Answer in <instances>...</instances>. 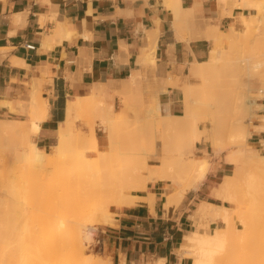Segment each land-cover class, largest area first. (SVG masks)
<instances>
[{
    "label": "crops",
    "instance_id": "0c3cea01",
    "mask_svg": "<svg viewBox=\"0 0 264 264\" xmlns=\"http://www.w3.org/2000/svg\"><path fill=\"white\" fill-rule=\"evenodd\" d=\"M238 2L202 0L198 15L202 11L200 19L220 29L236 28L242 15L254 9ZM150 30L156 38L154 62L145 56L151 47ZM184 35L183 40L177 36L164 0H0V101L5 102L0 113L26 116L32 92L40 89L48 114L36 136L46 144L58 136L70 98L79 102L73 119L84 99L90 102L94 92L116 99L133 75L137 80L131 92L141 91L142 98L150 93L155 103L160 95L166 101L163 109L180 113L176 107L181 91L169 81L186 83L190 62L208 58L211 50L207 38L188 41V32ZM28 43L36 49H28ZM8 102L24 112H11ZM249 138L264 145V131ZM230 165L214 158L199 187L189 189L176 205L166 206L173 189L165 179L135 191L138 198L116 208L113 223L100 230L105 256L113 264H155L159 258L166 264H190L191 258L180 250L195 223L197 206L192 203L223 204L209 191L229 175Z\"/></svg>",
    "mask_w": 264,
    "mask_h": 264
},
{
    "label": "rangeland",
    "instance_id": "374dc122",
    "mask_svg": "<svg viewBox=\"0 0 264 264\" xmlns=\"http://www.w3.org/2000/svg\"><path fill=\"white\" fill-rule=\"evenodd\" d=\"M168 1L170 0H164L165 6L167 7H168ZM237 4L241 6L248 5L254 7V9L251 12H248L246 15L244 14L242 15L241 23L238 26H236V30L243 31L246 28L245 22H249L250 23L249 37L246 41H243L241 44L237 45L236 48L234 47L235 50L233 52L231 49H229L230 47L229 43H227L225 39L224 42L222 41L216 42L214 40H210L211 48H213L214 46L217 48L219 52H222L224 50L225 54L223 56L225 57L221 58L220 61H218L217 65L215 66H213L212 63H209L212 64V66L210 65L207 68L205 65L206 63L204 64L205 66L202 65V69L205 68L203 69L204 71H206V69L210 71H213L215 69L213 73L211 72L212 74L210 73L208 75V78L206 77L207 75L200 77L196 73L192 74L190 72L186 82H191L193 84H196L197 86H201L202 85L201 82L205 83L206 80H203L205 77L207 78L208 81V82L206 81V83H209L210 80L212 81V83H209L212 88L220 87L221 84L223 83L219 85L217 84V86H215L216 85L215 83H220V81L222 82L224 76L223 73L224 72L226 73L227 70H228V75L226 79L228 81L223 79L224 82L226 81L225 83H227L225 85L223 84L224 86H227V89L224 88V86L222 85L220 88H224L223 90L218 88L221 92L219 90L216 91L217 89H213L214 91H212L211 87L210 88L208 87L210 90L207 88L208 89L207 92L206 90H204L207 87L206 84V87L204 86L203 90H200L202 92L204 91V93L202 92L201 94H196L197 92L195 93L196 94L195 99L199 100L197 101L198 104L196 103L197 117L200 118L198 121L199 127L205 128L204 131L200 132L201 136H203V140L201 142L199 141L197 143H194V145L190 148L185 146L182 147L184 156L187 160L199 159L201 157L207 158L210 162L208 171L212 169V161L214 160V158H217L220 161L229 162L231 164L230 165L231 169L228 170L227 172L229 173V176L232 175V177L237 176L235 174L236 164H237L236 161L240 158V157L237 158V156H239L240 154L237 153L238 151L236 150V148H239L240 144L242 145L243 142L241 143L238 140H240L243 137V135L245 140L244 139L241 140L246 142L247 146H250L248 148H253V149L257 148L256 151L254 152L259 154H264V145L260 146L256 143H252L249 141L252 140L249 137H251V135L254 132L263 134L264 131L263 130L264 124H262L263 123L262 119L264 118L263 117L264 116V58H263L264 57L263 55L264 54V0H250L249 3L238 2ZM170 17H172L171 14ZM221 29H222L220 30V34L222 33L221 36L222 37L227 36L229 32L226 33L224 31H228L229 27H222ZM186 31H187L186 29H183V34ZM216 44L218 45L222 44V45L218 46ZM151 46H152V42H151ZM227 49H229V51L231 50L230 54L232 53V55H237V57L239 56L237 60L240 59L243 60L241 62L242 64L241 67L247 66V69L246 68L241 69L237 67L236 65L237 60L235 62L236 64L234 65V67L233 66L231 67V64L234 59H232L230 65H227L229 61L225 63V60H230V57L232 58L231 55L230 57H227L229 55V52H227L228 53L227 54L225 51ZM148 50H149L148 52L151 51L150 48ZM211 55H209L208 58L203 60L208 61ZM145 56L147 55L145 54ZM147 59L150 61L152 60L150 57ZM193 61H195V59H193L191 62ZM220 64H223V66L225 64L226 65L224 68L222 67L223 69L220 68L219 70H217L218 72L221 73L217 75L218 72L216 71L217 69L216 67L219 68L220 66H222ZM249 66L252 69L249 68ZM213 67L215 68L213 69ZM230 67L232 70L230 69ZM226 68L229 69L226 70ZM231 74L235 76H232ZM239 78L241 81L240 80L238 81ZM213 79L215 80L219 79V81L218 80L215 81ZM240 83L242 84V86L240 85ZM172 86L178 87L179 90L181 91V94H179L178 96L180 101H178V105L176 107L177 108L176 111L181 113V111L184 109L183 84L178 85L177 83L176 85L174 83L172 84ZM233 88L235 92L234 90H232ZM239 89L240 91H238ZM224 90L225 91L229 90V91L225 92ZM243 90L247 91V93L244 92ZM209 91L212 92L210 93ZM215 92H217L218 97L222 96L225 99L222 98V100H220L221 98L219 99L218 97L215 96L216 94ZM219 92L220 94L221 93L222 94L218 95ZM239 92L243 94L241 95ZM34 93L37 94V97L41 96L40 98L44 99L40 89L35 87L34 91L30 96V101L32 100V96L34 95ZM128 93L130 95L131 94L137 95L138 92H128ZM205 93L208 94L210 93L211 96ZM259 93L261 94L258 95ZM129 94L127 95L129 96ZM206 95H208V97H206ZM243 95H246L247 99ZM127 97L123 96V94H120L119 96L116 97V99L113 98V96L111 99H108L105 95H102L101 100H98L95 104H93L91 101L89 102L88 100L84 99L80 108L74 114L73 129L75 135L77 136H80L83 133L82 136H85L86 134V136L88 135V137H90L91 127L93 126L98 136L97 152L93 153L92 155H87V152L85 151V147L77 146L78 144L76 146L73 145L72 148L74 146L75 148L69 151L60 163L50 165L48 166V168L46 167L36 168V166L33 163H27L21 155L29 150V147L24 142L23 137L25 133L23 134V132H26L30 128L29 126L31 125V121L34 118V116H36V114H34L33 112L34 108L32 107H31L32 109L30 108V105H32V103H30V101L27 102L26 106L28 109V113L25 112L26 116L13 117L11 115H8L7 113H0V162L2 164V165L0 164V179L2 180V181L0 180L1 183L0 184V261L5 262L6 259H13L15 264H21L22 260H25V258L29 254L31 255V253H29L30 250L29 242L34 238L44 239L46 242H49V245L52 244L51 252H49L47 256V260L50 263H55L59 259L61 258L63 259L64 257L69 256L66 254L69 253L68 251L72 250L73 246L70 245L66 247L67 248L66 250H63L56 243L58 242V238L61 233V228L64 229L65 227L63 226V224L65 225L67 222L71 220L79 221V219L82 218L85 220V218L87 217L85 215H88L87 213L90 211V209L96 206V200L100 201L104 197V195H106L107 193L109 194V191H111L107 188V186L109 187L110 185L108 183L111 182L112 185H117V186L119 185V187L120 186L122 187L123 185V187H125L124 186L125 182L129 178H131V181L132 179L135 178V176H131L130 173L131 172L133 173L134 168H136L137 165L139 166L141 162L144 163L146 160L149 162L151 167L156 166L155 164L157 163V159H159V156L161 154V142H159L160 141L159 139L157 146L154 148V145L152 144L154 133L159 129L157 126L158 125L157 113L154 110L155 102L149 100L150 93L147 94L145 92H144V98H142L141 100L142 103L140 102V100H137L135 97H132V99H128ZM214 97L216 98L214 99ZM240 98L241 101H243V107L240 106L242 104ZM252 101L253 102L256 101V102L253 103ZM235 102L237 106H235ZM102 103L105 106V107L103 106L104 108L102 107ZM258 103L259 105H257ZM245 104L248 105L249 111L246 110L247 107L245 108L246 106ZM218 105H221L222 108H220ZM148 108L151 110H149ZM218 108H220V110L224 112L219 111ZM9 109L11 112H16L19 114L24 112L20 108H15L12 105H10ZM37 109L35 108V111ZM215 109H217L216 112L214 111ZM210 111H213L216 114ZM160 112L162 113L161 109ZM218 112L220 115L218 114ZM214 114L217 117V124H216L217 130L214 129V122L212 117L210 116ZM220 116H223L221 117L222 119L220 118ZM123 117L125 120H123ZM236 117H239V119ZM234 118L238 120L235 121ZM109 119H114V124H113L114 127L110 126V122H108ZM241 123L242 125H239L238 127L236 126V124L238 125ZM261 124L263 125V127H261ZM1 125L5 128L2 129L3 127H1ZM240 126H242L241 129H239ZM110 127L112 128L110 129ZM229 127L231 128L230 130ZM232 127L238 129V131L232 129ZM242 130L244 134L242 133L238 134V132L240 133L242 132ZM233 131L235 132L232 133ZM79 132L80 135L78 134ZM186 133L189 134L192 133V131L188 130ZM231 133L234 134V136L236 137L231 136ZM36 135L33 136V140H35L39 145L44 146L46 150L51 151L50 144L52 142V139L45 144L44 142L38 140ZM86 136L85 138L87 139ZM231 137L232 138L234 137V139H236L240 144L236 145L235 143L237 141H234L235 143L232 142L234 139H232ZM204 138L206 139L204 140ZM89 139H91V137ZM89 139H87L88 142ZM262 143H264V140L262 141ZM235 150L236 152H234ZM231 152L238 154L237 156L231 155L232 158L233 156L235 159L237 158L236 161L233 160V162H231L232 160L230 158ZM239 153H243V152H239ZM151 167L147 168L148 182L160 179L161 176V174L153 170ZM256 167L259 168V166L257 165ZM22 168L25 169L22 170ZM259 169H257L256 171L258 172ZM261 172H259L258 174L255 173V175L256 176L258 175L257 176L258 184L264 185V180H263L264 174L262 175ZM3 175L4 177H2ZM80 175H84L87 178L86 180L88 181H85L87 182V184L83 181V185L81 184L77 187H72V188L66 187V185H69L72 182L74 183L75 180L79 178ZM224 177L226 178L227 176L225 175ZM102 179H105L106 181L105 180L103 181ZM228 179L229 178H226L225 180ZM24 180H27V183H25ZM235 180L236 179H234L233 182ZM68 181H70L71 183ZM131 181L128 180L126 182V185L127 183L129 185L126 186V190L124 189V193L134 191L132 190V188L129 189ZM187 181L188 180L186 181L177 180L176 185L171 187L173 191L169 195H171L174 198L177 197L178 193L180 192H184L185 195L186 192L184 190V187ZM105 182L107 183L105 184ZM24 183L27 185L26 188H28L27 190H25V193H21L18 190L15 191L16 187L19 188L20 185L22 186ZM216 184L217 183H215L214 185ZM92 185L94 186L92 187ZM80 186H82V188ZM94 187L95 188L98 187V188L95 189ZM110 187L113 186L110 185ZM75 188L77 189L75 190ZM243 188L245 187L241 186V190ZM79 190L81 191V193ZM91 190L92 191L95 190V192L94 191L92 192ZM241 190L239 194H241ZM238 191L239 190H237L235 193H237ZM243 191L244 192H242V194L250 190L247 189L246 191L245 190ZM209 192L210 194H212L213 196L219 199L216 201L223 203V204H215L205 201L207 205L208 203H210V206L207 210V214L203 216L202 220L205 227L204 230L209 234L214 233L216 227H224L225 225L223 219L221 217H218L219 207L227 206L228 208L230 207L234 209L236 208L238 212L240 211L241 212L244 211L246 213L248 212L247 213L248 215L249 213L251 214V211L255 209L254 205H253L254 209L250 207L251 202L254 200L253 198L249 200L250 197L249 198L247 197L248 194L247 196L244 195V197L247 198L241 196L242 200L246 199L245 201L247 203L246 202L241 203L242 201L241 199H240L241 201L233 203L227 200H222L221 198L216 196L211 190ZM79 194L80 196H78ZM91 194H94L92 198L91 196L89 197L87 196ZM251 195L249 192V196ZM237 197H238L237 198L238 201L240 196L238 195ZM257 197L259 196L257 195ZM210 199L214 200L213 198ZM255 199L257 200V198ZM134 200H132V202ZM261 201L263 202V200ZM200 202L197 204L195 203V201H193L192 204L198 206ZM258 203H260L259 200ZM122 205L124 204L121 203L120 205L113 203L111 205V209L109 212L110 216L108 217H103L104 215L99 214L98 222H100V224L97 225L98 229L94 232L91 238H88L89 240L84 238L85 240L83 242L84 244L83 246L85 253L87 255L92 254V255H97V257H102L105 256L106 253H108L106 249L99 250V248L95 246V242L97 237L101 236L100 230L103 229L107 224L113 223V219L115 216V209ZM260 205H258V207ZM260 207H264V206H260ZM214 209L216 213L213 212ZM260 209L262 208L256 210H260ZM244 215L243 216L240 215L241 220L238 219V222L240 224V229L244 228V224L242 223L244 221H242V218L244 220L247 217V216L245 217ZM252 215H249L250 219ZM255 216L256 214H254V217ZM83 219L80 220L79 222L84 221ZM102 219L104 221H101ZM250 219L248 221H250ZM194 222L196 223L195 219ZM195 223L192 225V229L195 228ZM62 235L65 237V239H67V241H69L71 237L70 233H66V234L63 233ZM235 235L233 237L234 240L235 237L238 236ZM83 237H85V235ZM237 240L238 239H236L235 241ZM242 244H243L242 241L240 242L241 246L237 244L241 248L240 251L241 253L245 251V249H243L245 248V246L243 245L242 248ZM238 246H236L237 249H240ZM72 251H74V249ZM63 255L66 256L63 257ZM70 257L71 256H69V259ZM190 264H193L192 259H190Z\"/></svg>",
    "mask_w": 264,
    "mask_h": 264
},
{
    "label": "bare ground",
    "instance_id": "6f19581e",
    "mask_svg": "<svg viewBox=\"0 0 264 264\" xmlns=\"http://www.w3.org/2000/svg\"><path fill=\"white\" fill-rule=\"evenodd\" d=\"M186 1H188L187 5L185 4ZM220 1H225V0H220ZM249 1L250 0H240L241 3H249ZM201 3H202V0H170V1H168V7L170 9V14L172 15V17H171L172 26H173L174 30L176 31L177 36H179V38L183 37L185 39V37H184L185 35L183 34V29H186L188 34H189V38H186L188 41L190 38L191 39L194 38V41H195V38H197V37L198 38L199 37L207 38L208 40H214L216 42H221V41L224 42V39H225L226 42L229 43V46L231 47V48L229 47V49H231L232 52L235 50L237 45L241 44L243 41H246L248 39L249 34H250V23L249 22H245L246 28L243 31H238V30H236V28L233 25H230L229 30L224 31L226 33L229 32L228 35L224 36L226 38L222 37L221 36L222 33L220 34V30H222V29H220L217 24L210 23V22H208L209 21L208 19H207L208 21H206L205 19H202L203 17L200 19L202 11L199 13V15H200V17H199L198 8L201 6ZM223 3H225V2H223ZM155 30H156V28H155ZM60 31H62V30H60ZM56 32H58V31H56ZM149 32H150V34H149L150 40L149 41L152 42V46L150 47L151 51L150 52H148L149 50L147 51L146 58L150 57L152 59L151 61L154 62L155 58H156L154 55L155 49H156V38H155V36H153L154 34L153 35L151 34L152 33L151 30ZM154 32L157 33V31H154ZM223 35H225V34H223ZM187 37H188V35H187ZM203 38H201V39H203ZM218 44H220V43H218ZM218 44H216V45H218ZM221 45H218V46H221ZM229 49H227L225 51H226V53L229 52V55L227 57H230V55H231L232 58L230 57V60H225L226 58L223 60H225V63L227 61H229L227 65H230L231 64L230 62H232V59H234L232 64H231V67L232 66L234 67V65L236 64L235 62H236L237 58H239V56L237 57V55H232V53L230 54L231 50L229 51ZM224 54H225L224 50L222 52H219L217 50V48L213 46V48H211V50H210V55H211L210 59H208V61L195 59V61L190 63L191 64L190 65V72L192 74L196 73L200 77L207 75L206 77L208 78V75L211 72L213 73V71L215 70L214 69L215 67H213V69H214V70L212 69L213 71H210L208 69H206V71H204L203 69H205V68L202 69V65H204L206 63L205 64L206 68L210 65L212 66V64H213V66H215V65H217L218 61H220L221 58L225 57V56H223ZM242 61L243 60H241V59L237 60V64H236L237 67H239L241 69L242 68L247 69V66L241 67ZM209 63H212V64H209ZM220 65H222V66H220L219 68L216 67L217 68L216 71L219 70L220 68L223 69L226 64L224 66H223V64H220ZM231 67H230V69H231ZM249 68H251V67L249 66ZM227 69H229V68H226V70ZM219 74H221V73L218 72L217 75H219ZM223 74L225 76V77L223 76V79L228 81L226 79V77L228 75V70L226 73L224 72ZM217 75H216V77H217ZM222 75H220V76H222ZM247 75H248V73H247ZM232 76H235V75H232ZM136 77H137L136 75H133L129 80H127L126 85L124 87L125 90L122 93L123 96L127 97L128 96L127 94H129L128 92L132 91L133 83L137 80ZM207 78L204 77L203 80L207 81ZM210 79H211V77H210ZM223 79H222V82L220 81V83H215L216 84L215 86H217V84L219 85L221 83H223L224 85L227 84V83H225L226 81L224 82ZM169 80H167V82ZM213 80H215V79H213ZM216 80L219 81V79H216ZM239 80H240V78L238 79V81ZM206 81H205V83L201 82L202 83L201 86H197L196 84H193L191 82H186L183 84L184 109L181 113H173L172 114L168 111L167 108H164L165 109L164 110L163 104L166 101H163L161 99L160 95H158V102L155 103L154 110L157 113V117H158V119H157L158 125L157 126L159 129L154 133V138L152 141L154 148L157 146L159 139H160L159 142H161V154L159 156V159H157V163L155 164L156 166L151 167L149 162L146 160L144 163L141 162L139 164V166L138 165L136 166V168L133 167L134 170L133 169L132 170H133L134 175L131 172L132 170L130 171L131 172L130 175L135 176V178L132 179L133 182L131 181V178L128 179L129 181H131L129 189L132 188V190H134V191L124 193V189L126 190V186L129 185L128 183L126 185V182L128 180L125 182V185H124L125 187H123V185H122V187L121 186L119 187V185L118 186L112 185L111 182H109L108 184H110L113 187H110V185H109V187L107 185L106 186L111 191H109V194L107 193L106 195H104V197H103L104 199L102 198L100 201L96 200V206L92 207L90 209V211L87 213L88 215L84 214L85 216H87L85 218V220L82 218L84 221L79 222L82 219H79V221H72L71 220V221L67 222L68 224L67 223L65 225L63 224V226H65V227H64V229L61 228V233L59 235L58 242H56V243L63 250H66L67 249L66 247H68L70 245L73 246L72 250L74 249V251L70 250V251H68L69 253L66 254V255L71 256L70 259H69V256L63 255V257L66 256L68 259L66 257H64L63 259L61 258L55 263H50L47 260V256H48L49 252H51L52 244L49 245V242H46L44 239L34 238V239L30 240V242H29V245H30L29 253H31V255L29 254L25 258V260H22L21 264H113L110 257H108V256L97 257V255H92V254L87 255L85 253V250H84L83 242L85 239L91 238L93 236L94 232L96 231L97 225L100 224V222H98L99 214L104 215L103 217L110 216L109 212L111 209V205L113 203L114 204L115 203L120 204V205H121V203L122 204H130L132 202V200H134L135 198L138 197V196L134 195L135 191H138L140 189H144L147 187V184H148V180H147L148 170H147V168L148 167H151L153 170H155L159 174H161L160 179L167 180L169 182L168 185L170 186V188L176 185L177 180H185V181L188 180L187 181L188 183L186 182V185L184 187L185 192H187V190H189V188L190 189L191 188H195V189L198 188V186L202 183V181L205 179V177L208 173L210 162L207 158H203V157H201L199 159L187 160L184 156V152L182 150V147L185 146V147L190 148L194 145V143H197L199 141L201 142L203 140V136H201L200 132L204 131L205 128L199 127L198 121L200 118L197 117V113H196V105L198 104L197 101H199V100L198 99L196 100L195 96H196V94H201L202 91H200V90H203V87L204 86L206 87V84H207V87L204 90H206L208 92V89L211 87L209 83H212V81L210 80L209 83H206ZM167 82H165V83H167ZM231 82H233V81H231ZM170 83H171V85L174 84L173 82L169 81V84ZM175 84L177 85V82H175ZM223 84H221V86ZM231 84H230V86H231ZM165 85L168 86V83ZM240 85L242 86L241 83H240ZM230 86H228V87H230ZM238 86H239V83H238ZM220 87H218V88H220ZM218 88H216V87L212 88L211 87V90L214 91L213 89H217L216 91H218L219 90ZM224 88L227 89V86H224ZM224 88H220V89L223 90ZM228 89H230V88H228ZM232 90H234V88ZM232 90H230V91H232ZM155 91H157V89H155ZM212 91H209V92L211 93ZM228 91H225V92H228ZM238 91H240V89ZM198 92H200V93H198ZM220 92L218 95L222 94V93L220 94ZM234 92H235V90H234ZM244 92L247 93V91H244ZM202 93H204V91ZM210 93L209 94L205 93V94H208L211 96ZM215 93H214L215 96L218 97L217 92H215ZM240 94L242 95L243 93H240ZM260 94L261 93H259L258 95H260ZM208 95H206V97H208ZM246 95H243V96L246 97V99H247ZM129 96L127 97L128 99H132V97H135L137 100H140V102H141L142 97H143L141 91H139L137 93V95H132V94L130 95L129 94ZM249 96H251V95H249ZM40 97L41 96L37 97V94H35V93L32 96V100L30 101V103H32L33 106L30 104L29 105H30V108L31 107L34 108L33 112H34V114H36V116H34V118L32 119L31 125L29 126L30 128L26 132H23V134L25 133V135L23 137L24 142L29 147V150L26 153H23L21 155L27 163H33L36 166V168H41V167L48 168V166H50V165L60 163L62 161V159L67 155V153L69 151H71L73 148H75V146L77 144H78L77 146L85 147V151L87 152V155H92L93 153L97 152L98 136H97V133H96L95 129L93 128V126L91 127V131H90L91 136L89 135L91 137V139H89L90 137H88V135L86 136V134L84 133L85 136L87 137V139H89V142L85 138V136H82V134H83L82 132H81L82 133L81 135H80V132L78 133L80 136H77L74 133V129H73L74 121L71 118V116H72L73 110L75 109V107L79 103L77 97L70 98L67 102V118L59 123L58 136L53 138L52 142L50 144L51 145V151L46 150L44 146L39 145L35 140H33V136L36 135L40 131L41 122L47 117V114H48V105H47L46 101L44 99H41ZM90 97H91L90 101L93 104H95L98 100H101V97L99 96L98 92H94ZM216 97H214V99ZM218 98L219 99L221 98L220 100H222L223 97L219 96ZM241 98H240V101H241ZM211 99H213V98H211ZM223 99H225V98H223ZM232 99H233V97H232ZM32 101H34V102H32ZM128 101H130V100H128ZM235 101H236V99H235ZM2 102H4V101H0V105L2 104ZM241 102H242V104L239 102L241 104V105L240 104L239 105L241 107H243V101H241ZM255 102H253V103H255ZM34 103H35V105L36 104L37 105L35 106ZM6 104H10V103L8 102ZM245 105H246L245 108L247 107L246 110H248V108H249L248 105L247 104H245ZM257 105H259V103ZM103 106L104 105L102 103V107ZM218 106L220 108H222L221 105H218ZM235 106H237L236 102H235ZM35 108L36 109L38 108V109L35 111ZM220 108H218V110L221 112H224V111L220 110ZM160 109L162 110V113L160 112ZM23 110H25V108H23ZM149 110H151V109H149ZM214 111L216 112L217 109H215ZM33 112H32V115H33ZM210 112H213V111H210ZM215 112H213V113H215ZM215 114L210 115V116L212 117L213 122H214V129L217 130V126H216L217 117ZM218 114H219V112H218ZM223 116H220V118ZM236 118L239 119V117H236ZM241 118H240V120H241ZM238 119H235V121ZM123 120H125L124 117H123ZM262 120H263L262 124H264V118ZM108 122H110V126H113L114 119H109ZM262 124H261V127H263ZM239 125H242V123L238 124V125L236 124L237 127ZM1 127H3V126L1 125ZM204 127H205V124H204ZM230 127H229V130L231 129ZM233 127H232V129H235L238 131V129L233 128ZM241 127L242 126H240L239 129H241ZM4 128L5 127H3L2 129H4ZM111 128L112 127H110V129ZM188 130L192 131V133L187 134L186 132ZM252 130H253V128H252ZM244 131H246V130H244ZM234 132L235 131H233L232 133H234ZM177 133H179V134H177ZM232 133H231V136H234V134H232ZM241 133L244 134L243 130L240 133L238 132V134H241ZM234 137H236V136H234ZM234 137L233 138L231 137V138L234 139ZM205 139L206 138H204V140ZM232 139H231V141H232ZM241 139H244V135ZM241 139L238 141H240L241 143L243 142L242 145L236 139H234L232 141V142L237 141L238 143L234 142L236 145L240 144V147L236 148V150L238 151L237 153L240 155L237 156L238 154L233 153V152H231V154H230V156L236 155L237 158L240 157L237 161H236L237 158L235 159L234 156H233V158H232V156L230 157L232 159L231 162H233V160L237 162L236 171H235V174L237 176L235 174L234 175L236 177H232V175H230V176L226 175L227 176L226 178H229V179L225 180L226 178L224 177V179H223L224 181L222 180V182H220V184L217 187H215L212 190V192L216 196L221 198L222 200H227V201L233 202V203L241 201L242 200L241 196L244 197V195L247 196V194H248L247 197L248 198L250 197L249 200H251L252 198L254 200L252 202L249 201V202H251L250 207H252V209H254V207H255V209L251 211V214L249 213V215L253 214L252 215L253 217L251 216V219H250V216L247 214L248 212L246 213L244 211H242V212L240 211L241 212L240 213V212H238V210L236 208L235 209L231 208V207L228 208L227 206H221L219 208L217 207L219 209L218 210V217H221L223 219V222L225 225H224V227H216L215 232L209 234L204 230L205 227H204V223H203L202 218L205 214H207V210L210 206V203H208V205H207V203H205V201L201 200L200 204L196 207V210L194 212V217L196 219L195 228L187 235L188 242H186L183 249L180 250L182 254H185L186 256H189L192 259L193 264H264V207H260V206H264V185L258 184V181H257L258 175L257 176L255 175V173L258 174L259 172H261L262 169L264 170V154H259V153L254 152V151H256L257 148L256 149L248 148L250 146H247L246 142L242 141ZM73 145H75V146L72 148ZM236 150L234 152H236ZM239 152H243V153H239ZM0 164H1V162H0ZM251 165H253V166H251ZM256 165L259 166V168H261V169L256 167ZM253 168H254L255 172H254ZM23 169H25V168H22V170ZM257 169H259L258 172L256 171ZM26 170H27V168H26ZM263 170L261 172L262 175L264 174ZM2 177H4V175ZM230 177H232L236 180L233 182L234 179H232ZM86 179L87 178L84 175H80L79 178H77L74 183L73 182L71 183L70 181H68L71 184L66 185V187L72 188V187H77L81 184L83 185V181L84 182L88 181ZM102 180L104 181L105 179H102ZM24 181H25V183H27V180H24ZM230 181H232V182H230ZM25 183L22 186L20 185L21 188L14 186V187H16L15 191L18 190L21 193H25V190L28 189V188H26L27 185ZM85 183L87 184V182H85ZM106 183L107 182H105V184ZM28 184H29V182H28ZM114 184H115V182H114ZM90 185H88V186H90ZM17 186H19V185H17ZM93 186L94 185H92V187ZM115 186H117L118 188ZM241 186H243L245 188H243L241 190ZM80 187L82 188V186H80ZM89 188H91V187H89ZM96 188H98V187H96ZM76 189L77 188H75V190ZM236 189L239 190L237 193H235L237 191ZM247 189L250 191L247 192L246 191ZM240 190H241V194H239ZM243 190L246 191L244 194H242V192H244ZM93 191L95 192V190H93ZM249 192H250V195L252 193L251 196H249ZM80 193H81V191H80ZM236 195L240 196L238 201H237L238 197ZM257 195L259 197H257ZM78 196H80V194ZM87 196L88 197L91 196V198H92V196H94V194L87 195ZM183 196H184V192L178 193V196L175 198L172 197L171 195H168V200L166 202V206L168 207L171 204H175V205L178 204ZM247 197H244V198H247ZM255 198H257V200ZM245 200H242L241 203L246 202ZM258 200L260 203H258ZM261 200H263V202ZM253 205H254V207H253ZM258 205H260V206L258 207ZM259 208H262V209L256 210ZM253 211H255V212H253ZM213 212H215V209L213 210ZM257 212H258V214H257ZM215 213H214V215H215ZM254 214H256V216H257V217L255 216L256 218L254 217ZM240 215H242V216L244 215L245 217L247 216L245 218L246 220L245 219L243 220V218H242V221H244V222H242L244 224V228H241V229H240V224L238 222V219L241 218ZM215 217H216V215H215ZM213 219H216V218H213ZM249 219L251 222L248 221ZM106 220H107V218H106ZM101 221H104V220L102 219ZM63 233H65V234L70 233L71 234L69 241H67V239H65V237L62 235ZM235 234L238 236H236ZM84 235H85V237H83ZM234 235L236 236L235 240L238 239L237 241H235L233 239ZM66 238H68V237H66ZM241 241L243 242L242 248H243V245L245 246V248H243V249H245V251L243 250L244 252H242V253L240 252L241 251V248H240V246H241L240 242ZM237 244L240 246H238ZM236 246H238L240 249H237ZM156 262L157 263H155V264H166L165 259H163V258H159ZM0 264H15V262L13 259H6L5 262L0 261Z\"/></svg>",
    "mask_w": 264,
    "mask_h": 264
},
{
    "label": "built area",
    "instance_id": "2783aa9c",
    "mask_svg": "<svg viewBox=\"0 0 264 264\" xmlns=\"http://www.w3.org/2000/svg\"><path fill=\"white\" fill-rule=\"evenodd\" d=\"M26 47L30 50H35L36 49V45L34 43H28L26 44ZM95 246L99 248V250H103L102 249V239L100 236L97 237L96 242H95Z\"/></svg>",
    "mask_w": 264,
    "mask_h": 264
}]
</instances>
